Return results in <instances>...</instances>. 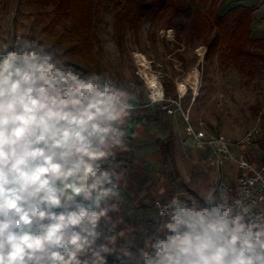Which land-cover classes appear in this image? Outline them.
<instances>
[{"label": "clouds", "instance_id": "obj_1", "mask_svg": "<svg viewBox=\"0 0 264 264\" xmlns=\"http://www.w3.org/2000/svg\"><path fill=\"white\" fill-rule=\"evenodd\" d=\"M9 47L0 48V264H82L104 213L83 203L53 209L78 197L99 207L111 192V173L99 162L110 155V139L119 143L122 93L99 74L81 79L27 43ZM171 208L168 234L153 244L149 264H264V220L249 221L212 198L195 205L173 198ZM97 247L100 258L104 246Z\"/></svg>", "mask_w": 264, "mask_h": 264}, {"label": "rangeland", "instance_id": "obj_2", "mask_svg": "<svg viewBox=\"0 0 264 264\" xmlns=\"http://www.w3.org/2000/svg\"><path fill=\"white\" fill-rule=\"evenodd\" d=\"M84 1L88 7V0H66L58 8L53 1L0 0V48L8 45L9 49H20L27 43L28 51H40L41 56L50 54L53 61L71 67L81 79L99 74L106 84L122 93L120 99L127 102L125 108L132 104L137 107L141 116L146 117L142 125H151L149 130L156 137L163 139L169 132L175 134L180 165L172 176L166 174L168 192L196 193L199 184L207 185L199 179L203 170H196L202 155H186L188 150L198 148L185 143L190 136L184 117L159 111L160 104L149 102L141 63L161 82L172 80L177 96L186 87L181 103L194 128L237 141L254 126L264 106V60L248 58L244 67L239 68L217 54L212 58L204 56L214 31L209 21L194 16L198 12L206 14L208 2L194 5L193 16L185 19V27L180 28L178 24L169 27L166 18L155 23L144 20L137 26L127 20L119 22L117 14L125 0H92L91 19L85 29L89 45L72 47L68 41L73 19L61 13L71 7L78 14L85 8ZM237 4L254 8L249 47L264 54V2L218 0L215 9L219 14ZM144 74L148 77V72ZM190 162L195 165L193 168ZM208 165L210 170L214 168ZM169 167L162 166L163 172L167 173Z\"/></svg>", "mask_w": 264, "mask_h": 264}, {"label": "crops", "instance_id": "obj_3", "mask_svg": "<svg viewBox=\"0 0 264 264\" xmlns=\"http://www.w3.org/2000/svg\"><path fill=\"white\" fill-rule=\"evenodd\" d=\"M121 101L127 104L126 101L122 99ZM133 105H129L128 108L122 107L121 118L114 125L119 131V143L113 144L110 139L105 146V151L110 155L99 162L104 170L111 173V183L105 185V188L111 189L109 195L99 202V207L93 200L84 201L78 197L67 207L53 209L59 214L74 210L76 203H83L97 213H104L99 217L96 227L98 237L95 245L78 257L82 264L85 261L87 264H93L94 260L96 264H120V258L126 264H149L150 260L155 259L153 244L158 239L163 240L168 234L166 225L169 219L158 214L154 201L156 199L167 200L172 195L180 193L168 192L165 177L166 174L172 176L174 167L170 161L163 162L159 143L164 141L169 134H173V157L176 171L180 165L179 145L172 132H169L163 139L151 133L149 130L151 125H142L146 117H142L141 112ZM158 109L165 112L161 105ZM169 117L171 115L166 118ZM189 136L185 138V143L189 146L192 143L195 146L192 136ZM198 149H190L186 155L188 157L192 155L194 158L202 155V159L196 162V170L198 169V172L203 170L199 179L205 180L207 185L199 184L194 194L207 197L212 193L218 171L215 168L210 170L207 159L204 158V156L207 157L210 148ZM235 150L241 151L256 165L264 163V128H261L249 145L235 148ZM168 165L171 167L169 171L163 172L162 166L167 167ZM190 166L193 168L195 165L191 163ZM221 171L227 180L235 182L236 176L243 170L234 163H227ZM215 195L217 196L213 194V197ZM95 197L94 192L93 198ZM44 223L48 221L45 220ZM38 230L39 223H36L32 231ZM70 234L69 231L68 235ZM99 245H103L104 250L100 258H97L93 255V251L99 250L97 247ZM62 251H67V249Z\"/></svg>", "mask_w": 264, "mask_h": 264}, {"label": "trees", "instance_id": "obj_4", "mask_svg": "<svg viewBox=\"0 0 264 264\" xmlns=\"http://www.w3.org/2000/svg\"><path fill=\"white\" fill-rule=\"evenodd\" d=\"M39 3H49L53 1L56 7H63L66 0H36ZM91 1L88 0V7L85 1L82 7H85L78 14L73 12L71 7L68 11L62 12V16L71 17L73 19L72 28L70 30V40L68 44L72 47L81 45L88 47V38L85 29L88 28V22L91 19ZM218 0H125L124 7L117 14V21L123 22L127 20L130 24L137 26L141 21L149 20L155 23L166 18L167 25L172 26L178 24L180 28L185 27V19L192 17L194 5L199 7L201 4H207L206 14L198 12L194 18L203 17L205 21H209L213 34L207 44L205 57L212 58L216 54L223 59L228 58L232 64L239 68L244 67V62L249 59L259 58L264 60V54L253 50L249 47V35L251 33V24L253 7L237 4L230 7L223 13L216 12V2ZM72 5V3H71ZM218 5V4H217ZM169 26V27H170ZM164 92L167 97L177 98V92L172 80L164 79L162 81ZM173 134L159 143V149L162 160L170 161L176 170V163L173 157ZM120 264L122 258L119 259ZM124 264H126L124 262Z\"/></svg>", "mask_w": 264, "mask_h": 264}, {"label": "built area", "instance_id": "obj_5", "mask_svg": "<svg viewBox=\"0 0 264 264\" xmlns=\"http://www.w3.org/2000/svg\"><path fill=\"white\" fill-rule=\"evenodd\" d=\"M257 1L264 2V0ZM13 49L19 50L17 46H13L9 50ZM2 58L0 56V59ZM147 72L148 77L144 72L143 76L148 88L149 102L160 104L167 114L179 113L183 116L186 121L185 130L192 136L195 146L199 149L210 148L207 161L218 171L210 196L201 197L186 193L174 194L167 200L156 199L154 206L158 214L170 219L173 198L187 201L192 205H195L197 201H206L212 198L216 204L233 207L236 214L245 215L249 221L257 220V218L264 220V163L256 165L248 160L241 151L235 150V148L249 145L261 128H264V106L259 111L254 126L237 141H233L222 134H209L202 128H194L181 103L182 93L185 92L186 87L179 90L177 98L167 97L163 83L148 69ZM120 103L121 107H127L121 99ZM227 163H234L243 170L236 176L235 182L227 180L221 171ZM213 194H217V197L214 198Z\"/></svg>", "mask_w": 264, "mask_h": 264}, {"label": "bare ground", "instance_id": "obj_6", "mask_svg": "<svg viewBox=\"0 0 264 264\" xmlns=\"http://www.w3.org/2000/svg\"><path fill=\"white\" fill-rule=\"evenodd\" d=\"M141 65H142L144 72L146 73L147 72V66L145 65V63H141Z\"/></svg>", "mask_w": 264, "mask_h": 264}]
</instances>
